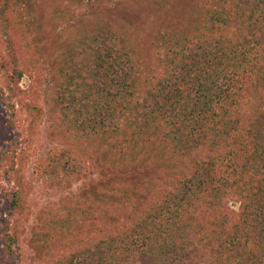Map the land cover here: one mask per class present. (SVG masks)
<instances>
[{
    "label": "trees",
    "instance_id": "16d2710c",
    "mask_svg": "<svg viewBox=\"0 0 264 264\" xmlns=\"http://www.w3.org/2000/svg\"><path fill=\"white\" fill-rule=\"evenodd\" d=\"M195 24L151 78L111 42L97 53L74 130L136 155L153 146L163 175L135 200L129 189L105 199L91 224L74 220L54 264H264V0H212ZM69 162L49 165L66 174ZM6 228L4 250L20 258Z\"/></svg>",
    "mask_w": 264,
    "mask_h": 264
},
{
    "label": "rangeland",
    "instance_id": "374dc122",
    "mask_svg": "<svg viewBox=\"0 0 264 264\" xmlns=\"http://www.w3.org/2000/svg\"><path fill=\"white\" fill-rule=\"evenodd\" d=\"M211 3L0 0V264H54L58 244L78 227L74 220L91 224L105 199L129 189L135 200L159 180L161 152L150 146L136 155L115 139L81 135L72 101L88 92L96 55L110 42L132 52L145 76L157 75L171 39L190 38ZM15 69L23 72L20 80L12 78ZM61 153L74 173L52 170L50 159ZM6 227L20 258L4 250Z\"/></svg>",
    "mask_w": 264,
    "mask_h": 264
}]
</instances>
